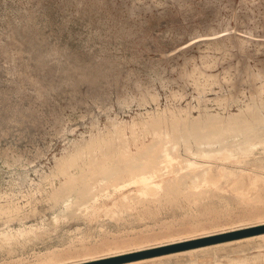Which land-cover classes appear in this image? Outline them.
<instances>
[{
	"label": "rangeland",
	"instance_id": "rangeland-1",
	"mask_svg": "<svg viewBox=\"0 0 264 264\" xmlns=\"http://www.w3.org/2000/svg\"><path fill=\"white\" fill-rule=\"evenodd\" d=\"M216 117L253 127L193 137V122ZM259 138L264 0H0V264H76L264 225ZM162 146L177 156L155 178L162 190L121 187L166 165L148 162ZM227 146L233 159L192 151ZM97 162L117 172L91 176ZM200 168L214 184L191 181ZM103 243L119 247L80 255ZM50 253L67 258L41 261ZM167 254L136 264H264V232Z\"/></svg>",
	"mask_w": 264,
	"mask_h": 264
},
{
	"label": "bare ground",
	"instance_id": "bare-ground-1",
	"mask_svg": "<svg viewBox=\"0 0 264 264\" xmlns=\"http://www.w3.org/2000/svg\"><path fill=\"white\" fill-rule=\"evenodd\" d=\"M253 110V109H252ZM259 110V109H258ZM247 111H249V110H247ZM255 112V111H254ZM243 114V113H242ZM241 114V115H242ZM250 114V113H249ZM229 116V115H228ZM235 116H237V115H235ZM245 116V115H244ZM250 116V115H249ZM220 117V116H219ZM219 117H216V118H218V119H215V120H217V121H211L212 119H207L206 120V122H204V124H200V122H196V123H192V125H191V130L188 128V130H190V131H192V132H190V131H187V129L186 128H184V126H183V128H184V130L186 129V131H184L183 132V129L182 128H178L177 129V127H176V129H172L173 131H175V132H177L176 134L175 133H173V139H174V142H175V140H177V139H175L179 134H180V132L182 131L183 133H192V135H194L193 137L195 138V137H197L198 139H200L201 137H199V135L200 136H202V135H206V134H210V136H211V133H212V135L214 134L215 135V137L214 138H216V136H219L218 134H220L219 132L222 130L224 133H225V130H226V128H227V130L229 131L230 129H233V128H231V127H234V129H235V127L237 126V125H239L238 124V122H236V124H234L233 122H231V123H233V125H231V123H230V125H231V127H226L227 126V122H226V125L224 126L223 125V120H220L219 119ZM251 117V116H250ZM259 117H260V114H259ZM158 118V117H157ZM230 118H231V116H230ZM239 118V117H238ZM246 118V117H245ZM252 118V117H251ZM263 118V117H262ZM261 118V119H262ZM214 119V118H213ZM253 119V118H252ZM254 119H256V117L254 118ZM253 119V120H254ZM257 119H259L258 117H257ZM256 119V120H257ZM155 120V119H154ZM154 120L152 121V122H154ZM159 120V119H158ZM161 120V119H160ZM226 121H227V119H225ZM228 120H230V119H228ZM234 120H236L235 118H234ZM242 120H243V118H242ZM259 121H260V119H259ZM157 122V123H156ZM156 122L155 123H153L152 125L154 126V130H152V131H157L156 130V127H158L159 126V123L158 122H160V121H157V119H156ZM235 122V121H234ZM240 122V121H239ZM243 122V121H242ZM244 122H245V119H244ZM251 122V121H250ZM248 123V124H251V123ZM222 123V124H221ZM228 123V124H229ZM256 123H257V121H256ZM162 124V123H161ZM178 124V123H177ZM177 124L175 125L174 124V126H177ZM244 125L246 124V122L245 123H243ZM247 124V125H248ZM253 124V123H252ZM251 124V125H252ZM259 124V123H258ZM180 126H181V124H179ZM183 125V124H182ZM184 125H186L187 126V124L185 123ZM222 125L224 126L223 128H225V130L224 129H222ZM235 125V126H234ZM244 125H241V123H240V126L241 127H244ZM251 125H248V128H247V126L246 127H244L245 129H243V128H241L240 129V131L242 130V131H244V130H246V128L247 129H250L251 127ZM162 126V125H161ZM173 126V127H174ZM180 126H178V127H180ZM185 126V127H186ZM229 126V125H228ZM258 126V125H257ZM163 127H164V123H163ZM163 127H161L162 129H163ZM182 127V126H181ZM250 127V128H249ZM252 127H253V125H252ZM236 128H238V126L236 127ZM152 129H153V127H152ZM170 129H171V126H170ZM254 129V128H253ZM134 130V129H133ZM161 130V129H160ZM163 130H167V128H164ZM205 130H207V131H205ZM168 132L167 133H169V130H167ZM171 131V130H170ZM231 131V130H230ZM237 131H239V128H238V130ZM239 131V132H240ZM241 131V132H242ZM247 131V130H246ZM158 132V131H157ZM162 132V131H161ZM207 132V133H206ZM227 132V131H226ZM238 132V133H239ZM154 133V132H153ZM164 133H166V132H163V133H160V131H159V134H163L164 135ZM172 133V131L170 132V134ZM187 133V134H188ZM236 133V132H235ZM234 133V134H235ZM246 133V132H245ZM154 134H156V133H154ZM187 134H185V135H181V137L182 136H184V137H186L187 136ZM208 134V135H209ZM221 134H222V132H221ZM220 134V135H221ZM228 134V133H227ZM227 134H226V136H227ZM255 134V133H254ZM166 135H168V137H169V134H166ZM165 135V136H166ZM177 135V136H176ZM204 135V136H205ZM224 135V134H223ZM243 135H244V133H243ZM247 135H249V132H248V134ZM246 135V136H247ZM251 135V134H250ZM157 136H160V135H158L157 134ZM157 136H155V137H157ZM165 136H160V137H162L161 138V140L160 141H162L163 140V137L164 138H166ZM176 136V137H175ZM204 136H202L203 137V139L205 138V137H207V135L204 137ZM210 136H208V138L210 137ZM225 135H224V137H226ZM236 136V135H235ZM107 137V136H106ZM160 137H158V138H160ZM167 137V138H168ZM188 137H191V134L188 136ZM212 137V136H211ZM220 137V136H219ZM218 137V138H219ZM223 137V136H222ZM222 137H220V138H222ZM98 138V137H97ZM178 139H182V138H180V135L177 137ZM196 138V139H197ZM219 138V139H220ZM229 138V137H228ZM247 138V137H246ZM248 138H250V136L248 137ZM253 138V137H252ZM252 138H250V139H252ZM108 139V138H107ZM124 139V138H123ZM170 139V138H169ZM185 140H186V138H184ZM188 139V138H187ZM196 139H194V140H196ZM197 139V140H198ZM202 139V138H201ZM200 139V140H201ZM260 139V138H259ZM95 140V139H94ZM101 140V139H100ZM158 140V139H157ZM156 140V145L153 143V146H157V144H158V141ZM193 140V139H192ZM223 140V139H222ZM225 140V139H224ZM261 140V139H260ZM170 141V140H169ZM171 141H172V139H171ZM199 141V140H198ZM242 141H244L243 139H242ZM241 141V142H242ZM246 141V140H245ZM251 143H252V141L251 140H249ZM155 142V141H154ZM163 142H165L164 140H163ZM173 142V141H172ZM184 142V141H183ZM189 142V141H188ZM224 142V141H223ZM241 142H240V144H241ZM93 143V142H92ZM176 143V142H175ZM190 143V142H189ZM216 143V142H215ZM221 143V142H220ZM229 143H231V142H229ZM250 143V144H251ZM258 143H264V141L263 140H261V141H258L257 142V144L256 145H258ZM159 144H160V142H159ZM162 144V143H161ZM173 144V143H172ZM187 143H185V145H186ZM108 145V144H107ZM225 145H227V144H225ZM101 146V145H100ZM152 146V147H153ZM160 147H161V145H159ZM159 146H157L158 147V149L160 148ZM166 146V145H165ZM165 146H162V148H161V150H159V153H158V151H157V154L158 155H156V157H154V158H150L149 160H148V162H155V161H157V163H158V159H161V158H165L164 160H167L168 162H167V164L165 165L164 164V166L162 165L161 166V168L159 167V165L158 166H153V168H151V169H145V171H143V172H141V173H137V175H135V176H131L128 180H126L124 183L125 184H123L121 187H125V186H130V183H135L136 185H138V188H137V190H138V192H139V194H141V195H143V196H148V195H150V194H158L161 190H162V188H163V182H164V180L161 182V181H158V180H156L155 178L156 177H158V176H160V175H162L163 173L162 172H160V170L161 169H163L164 168V170H165V168H167L168 166H170V164H172V162H174L173 160H174V158H176L177 156L172 152V150H173V148H174V146H173V148H171V147H165ZM187 146V145H186ZM99 147V146H98ZM169 148H171V149H169ZM256 147H244V150L242 149V151H249V150H251L252 151V149H255ZM189 149H192V147H190ZM120 151V150H119ZM123 151V150H122ZM193 151V153L194 154H196V155H198V156H201V157H215V158H217V159H219V158H222V159H224V160H230V159H233L234 157H235V150L232 148V147H220L219 149H201V148H198V149H195V151L196 152H194V150H192ZM237 151V150H236ZM145 154H149V152H145ZM144 154V155H145ZM127 155V154H126ZM102 156V155H101ZM105 156V155H104ZM120 156V155H119ZM118 156V158L116 159L117 161H121L122 160V158H124L123 160L125 161H129L130 159H131V157L129 158V156L127 157L126 156V158H125V156H120V157H122L121 159H119L120 157ZM161 157V158H160ZM100 158V157H99ZM112 158H114V160H115V157H112ZM132 158H134V157H132ZM101 159H103V158H101ZM101 159H99V162H103V160H105V159H103L102 161H101ZM137 159V158H136ZM138 160V159H137ZM163 160V161H164ZM106 161L107 160H105V163L104 164H106ZM119 161V162H120ZM123 161V162H124ZM125 161V162H126ZM161 161V160H160ZM208 161V160H207ZM247 162V161H246ZM109 163V162H108ZM162 163H164V162H162ZM176 163H177V160H176ZM175 163V164H176ZM99 163L97 162V164H96V167L97 166H101V163L98 165ZM190 167H194L196 164H200V163H198L197 161H188V163H187ZM161 165V164H160ZM176 165H179V164H176ZM176 165H174V166H176ZM180 165H181V163H180ZM202 166H203V164H201ZM100 166H99V168L97 169L96 167H95V170H92V168H91V170L89 169V171L88 172H90L91 171V173H89L91 176H93V175H98V173L96 174L95 173V171H99V170H102V171H100L99 172V174H103L104 173V171L107 173V174H109V172L110 173H114V172H117V169H114V167H112V166H110V165H106L105 167H104V165L102 164V167H103V169H102V167L100 168ZM201 166V167H202ZM156 167L158 168V169H156ZM223 167V166H222ZM170 168V167H169ZM94 169V168H93ZM225 169V168H224ZM224 169H221V172L223 173V174H225V175H230V172H228V171H225ZM174 170H177L176 168L174 169ZM66 171V170H65ZM162 171V170H161ZM230 171H232V170H230ZM102 172V173H101ZM151 172V173H150ZM164 172V171H163ZM70 173V172H69ZM94 173V174H93ZM105 173V174H106ZM165 173V172H164ZM62 174V173H61ZM67 176H66V178H67V180H70V182L71 181H73V179H75V178H78V177H82L83 175L81 174H77V175H73L72 174V176H70L69 174H68V172H66L65 173ZM89 174H87V172H86V175L88 176V177H90L89 176ZM85 175V176H86ZM193 177H194V180H191V181H193V183H195L196 182V180H198V181H200L202 184H207V183H212V184H214L215 183V176H213V175H211V172H210V170H208V169H199V171L198 172H195L194 173V175H192ZM192 179V178H191ZM198 181H197V183H198ZM69 182V183H70ZM128 182V183H127ZM199 182V183H200ZM220 184V183H219ZM132 185V184H131ZM67 187H71L69 184H67L66 185ZM120 187V188H121ZM250 188V187H249ZM122 189V188H121ZM65 190V189H64ZM61 194V192L59 193V195ZM57 194H55V196H56ZM64 195V194H63ZM62 195V196H63ZM123 195H125V193H123ZM57 197H58V195H57ZM60 198L61 197H59V200H60ZM106 198V197H105ZM57 199V198H56ZM67 199V198H66ZM95 200L97 201V198H95ZM57 201V203H58V199L56 200ZM61 201V200H60ZM92 201V200H91ZM101 201V200H100ZM92 203V202H91ZM98 206V205H97ZM103 247H101V248H87L86 250H84L83 251V253H81L80 255H83V256H85V257H92L93 258V256L94 255H96L98 252H100V251H102V250H110V249H113V248H117V247H119V246H114V245H112V244H109V243H103V245H102ZM174 254H163L162 256H156V257H151V258H147V259H143V260H140V261H136V262H131V263H125V264H132V263H134V264H136V263H139V262H143V261H149V260H155V259H160V258H165V259H167L168 257H171V256H173ZM71 257V256H70ZM65 258H67V257H65ZM64 257H61V254H58V253H50V254H47V255H45L44 256V258H42L41 259V261H49V260H51V259H53V260H55V261H58V260H62V259H65ZM96 259V258H95ZM259 259V258H258ZM91 260H93V259H91ZM247 263V262H246ZM235 264V263H234Z\"/></svg>",
	"mask_w": 264,
	"mask_h": 264
},
{
	"label": "water",
	"instance_id": "water-1",
	"mask_svg": "<svg viewBox=\"0 0 264 264\" xmlns=\"http://www.w3.org/2000/svg\"><path fill=\"white\" fill-rule=\"evenodd\" d=\"M262 232H264V225L235 229L76 264H120L124 262L243 238Z\"/></svg>",
	"mask_w": 264,
	"mask_h": 264
}]
</instances>
